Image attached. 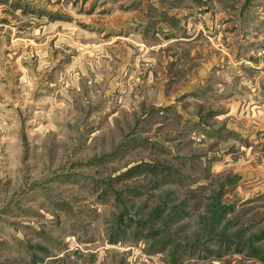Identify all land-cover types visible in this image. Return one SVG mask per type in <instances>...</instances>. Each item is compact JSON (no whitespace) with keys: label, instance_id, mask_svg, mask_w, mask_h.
<instances>
[{"label":"rangeland","instance_id":"374dc122","mask_svg":"<svg viewBox=\"0 0 264 264\" xmlns=\"http://www.w3.org/2000/svg\"><path fill=\"white\" fill-rule=\"evenodd\" d=\"M0 4V264H264V0Z\"/></svg>","mask_w":264,"mask_h":264},{"label":"crops","instance_id":"0c3cea01","mask_svg":"<svg viewBox=\"0 0 264 264\" xmlns=\"http://www.w3.org/2000/svg\"><path fill=\"white\" fill-rule=\"evenodd\" d=\"M3 4H0V6H2ZM4 9V8H3ZM6 11V10H5ZM4 12V11H3Z\"/></svg>","mask_w":264,"mask_h":264}]
</instances>
